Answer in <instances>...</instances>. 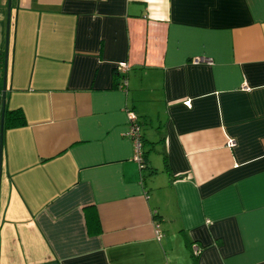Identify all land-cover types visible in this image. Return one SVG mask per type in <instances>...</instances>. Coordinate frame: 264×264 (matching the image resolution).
I'll return each mask as SVG.
<instances>
[{"label": "crops", "instance_id": "1", "mask_svg": "<svg viewBox=\"0 0 264 264\" xmlns=\"http://www.w3.org/2000/svg\"><path fill=\"white\" fill-rule=\"evenodd\" d=\"M10 8L0 264H264V0Z\"/></svg>", "mask_w": 264, "mask_h": 264}, {"label": "built area", "instance_id": "2", "mask_svg": "<svg viewBox=\"0 0 264 264\" xmlns=\"http://www.w3.org/2000/svg\"><path fill=\"white\" fill-rule=\"evenodd\" d=\"M194 62H203V59L196 58L194 59ZM115 69L117 73H119L120 75H124L127 70V66L124 63H120L116 65ZM124 86H125V79L122 78L120 81V85L118 87L123 89ZM184 104L188 105V102H185ZM125 119H126L125 136L129 139L132 147L131 161L135 163L137 170L141 172L145 168V161L143 154L140 124L138 122V118L136 114L133 111H126ZM227 146L228 148H231L233 146V143L231 141H228ZM152 228H153L154 238L156 240H160L162 236L160 224L159 221L155 219V217L152 218ZM194 253H197V250H194Z\"/></svg>", "mask_w": 264, "mask_h": 264}, {"label": "water", "instance_id": "3", "mask_svg": "<svg viewBox=\"0 0 264 264\" xmlns=\"http://www.w3.org/2000/svg\"><path fill=\"white\" fill-rule=\"evenodd\" d=\"M10 0H7L6 5V30H5V40L2 61L0 65L2 66L1 79L2 86L0 92V161H1V149H2V133H3V117H4V95H5V79H6V64H7V48H8V28L10 20Z\"/></svg>", "mask_w": 264, "mask_h": 264}, {"label": "trees", "instance_id": "4", "mask_svg": "<svg viewBox=\"0 0 264 264\" xmlns=\"http://www.w3.org/2000/svg\"><path fill=\"white\" fill-rule=\"evenodd\" d=\"M11 114H13V113H9V112L7 113L6 111L4 112V117H3L4 119L3 120H4V125L5 126L13 125V124H15L18 121V117H16V116H13V118L11 119V117H10ZM142 145H143V139H142ZM143 154H144V158H145V153L143 152ZM189 247L192 248V245H189Z\"/></svg>", "mask_w": 264, "mask_h": 264}, {"label": "rangeland", "instance_id": "5", "mask_svg": "<svg viewBox=\"0 0 264 264\" xmlns=\"http://www.w3.org/2000/svg\"><path fill=\"white\" fill-rule=\"evenodd\" d=\"M2 86V79H1V82H0V87Z\"/></svg>", "mask_w": 264, "mask_h": 264}]
</instances>
